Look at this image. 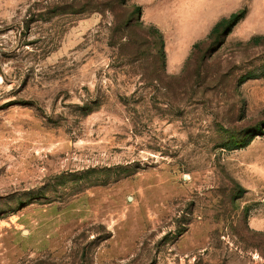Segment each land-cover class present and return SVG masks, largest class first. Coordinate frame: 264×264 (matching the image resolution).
Listing matches in <instances>:
<instances>
[{
	"label": "rangeland",
	"instance_id": "rangeland-1",
	"mask_svg": "<svg viewBox=\"0 0 264 264\" xmlns=\"http://www.w3.org/2000/svg\"><path fill=\"white\" fill-rule=\"evenodd\" d=\"M0 77V264H264V0H0Z\"/></svg>",
	"mask_w": 264,
	"mask_h": 264
},
{
	"label": "trees",
	"instance_id": "trees-1",
	"mask_svg": "<svg viewBox=\"0 0 264 264\" xmlns=\"http://www.w3.org/2000/svg\"><path fill=\"white\" fill-rule=\"evenodd\" d=\"M136 9L138 12L141 13L142 8L140 5H137ZM246 13H247L246 8H243V9H240L236 12H233L228 17L221 18L212 27L207 38L210 39V38L222 37L223 35L229 33L231 31V29L246 15ZM150 29L156 30L159 32V36H160V40H161L160 55H161L163 62L165 63V61H166V50H165V40H164L163 33L158 28H156L155 26L151 27ZM198 44L199 43H195L194 47H196ZM263 133H264V129L261 127L260 128L258 127L256 130V133L252 134L250 139L243 141L241 145H243V146L247 145L256 135H260Z\"/></svg>",
	"mask_w": 264,
	"mask_h": 264
},
{
	"label": "bare ground",
	"instance_id": "bare-ground-1",
	"mask_svg": "<svg viewBox=\"0 0 264 264\" xmlns=\"http://www.w3.org/2000/svg\"><path fill=\"white\" fill-rule=\"evenodd\" d=\"M2 80V78L0 77V81Z\"/></svg>",
	"mask_w": 264,
	"mask_h": 264
},
{
	"label": "crops",
	"instance_id": "crops-1",
	"mask_svg": "<svg viewBox=\"0 0 264 264\" xmlns=\"http://www.w3.org/2000/svg\"><path fill=\"white\" fill-rule=\"evenodd\" d=\"M215 25V24H214Z\"/></svg>",
	"mask_w": 264,
	"mask_h": 264
}]
</instances>
